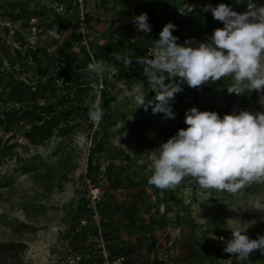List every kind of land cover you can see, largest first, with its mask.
<instances>
[{
  "label": "rangeland",
  "instance_id": "374dc122",
  "mask_svg": "<svg viewBox=\"0 0 264 264\" xmlns=\"http://www.w3.org/2000/svg\"><path fill=\"white\" fill-rule=\"evenodd\" d=\"M146 1L0 0V112L19 107L5 87L10 73L26 84L40 81L38 66L27 55L30 49L45 50L41 68L48 69L50 76L69 70L62 58L70 64L96 60L111 65L98 77L100 85L90 91L95 96L92 103H100L101 90L109 92L111 104L99 123L89 119L88 99L81 95L86 109L71 117L78 126L70 135L35 145L25 138V132L35 124L23 120L9 130L0 127V177L6 178L0 183V244L19 246L0 251V264H66L65 256L84 245L86 238L75 237L73 232L83 206L81 194L89 159L92 175L102 173L98 182L109 246L131 256L133 263L140 257L137 250L152 261L157 262L159 256L158 262L166 260L165 264H237L235 254L223 250L232 238L231 229L242 224L246 228L242 234L250 239L264 235V183H249L236 194L201 189L191 177L174 189H158L157 193L148 183L150 152L187 127L184 115L193 107V100L184 92L175 95L170 100L173 118L154 114L151 105L137 107L133 88L139 81L145 84L146 104L156 95L137 58L150 56L153 42L169 22L176 26L173 35L178 37L177 43L198 38L207 41L223 23L205 9L225 2L155 0L153 14L161 19V25L156 32L148 21L151 31L145 33L132 21L139 15L136 6ZM250 3L237 0L231 6L244 13ZM256 3L264 4V0ZM185 5L192 11L182 13ZM191 17L202 18L200 28L188 25ZM56 18L70 20L71 26L58 28ZM121 42L129 63L113 60L106 52L107 46ZM118 67L135 72L132 83L117 74ZM208 83L199 90L182 86L196 93L200 104L209 102L221 112H264V92H229L232 81L228 77L217 84ZM66 92L60 88L58 96L41 100V106H56L60 94ZM127 156L131 162L125 160ZM112 167L113 174H108ZM250 259L252 264H264V252L253 250ZM82 264L94 263L86 260Z\"/></svg>",
  "mask_w": 264,
  "mask_h": 264
},
{
  "label": "clouds",
  "instance_id": "9594fccd",
  "mask_svg": "<svg viewBox=\"0 0 264 264\" xmlns=\"http://www.w3.org/2000/svg\"><path fill=\"white\" fill-rule=\"evenodd\" d=\"M205 10L223 23L207 42L177 43L178 37L173 35L176 26L169 22L153 42L150 56L137 58L148 87L156 93L146 104L145 84L139 81L133 88L137 107L151 105L154 114L173 118L170 100L182 90L181 85L199 90L209 81L225 77L232 81L229 92H264V4L253 0L244 13L225 3L209 5ZM181 11L191 12L192 7L185 5ZM148 20L147 13H141L132 22L138 31L147 33L151 31ZM125 62L129 63V58ZM110 66L93 60L87 72L95 79ZM171 78H177V82ZM88 115L92 122L99 123L103 118L100 104L91 103ZM184 123L186 128L150 152V185L174 189L191 177L201 189L236 194L249 183H264V112L240 110L221 116L194 106L186 110ZM245 229L242 224L231 229L232 238L223 249L235 254L237 264H252L253 250L264 252V235L250 239L242 234Z\"/></svg>",
  "mask_w": 264,
  "mask_h": 264
},
{
  "label": "trees",
  "instance_id": "16d2710c",
  "mask_svg": "<svg viewBox=\"0 0 264 264\" xmlns=\"http://www.w3.org/2000/svg\"><path fill=\"white\" fill-rule=\"evenodd\" d=\"M214 1H223L227 4H230L231 6L237 0ZM242 1L253 2V0ZM256 1L257 0H255V2ZM155 5V0H147L143 6H136V8L139 14L147 13L149 17L148 21H151L153 23V26L155 28L154 30L158 32L161 25V19L155 18L153 14ZM121 14H123V16L127 15L125 11H122ZM201 20V17H191L187 22L190 27L194 25L200 28V25L202 23ZM54 25L58 26V28L60 29H66L71 26V21L67 19L62 20L60 18H56L54 19ZM140 35H143V32H140ZM136 39H138L139 41V38ZM196 42L207 41H201L199 38L193 39L192 43L195 44ZM106 52L111 59L124 61L126 59L127 48L125 47L124 43L121 42L118 44H114L113 46H107ZM27 55L38 66L40 81L37 84H26L25 82L16 79L13 73H10L9 76H7L8 78L5 87L9 89L8 92L10 95V100L19 104V107L0 112V127H2L4 130H9L23 120H27L29 123L35 124L34 129L25 132V138L27 139V141L35 145H39L46 141H49L54 136L63 137L70 135L78 126L77 124L72 123L71 117H73L74 113L86 109V105H84L85 100L79 98V96L86 95L88 99L87 107H89L90 104L95 100V96L92 95L90 91L94 90L95 87H98L100 85L98 77L95 79L90 78V74L87 72V63L80 62L76 64H70L71 61L69 63H66L68 61L63 58L60 61L68 64L67 66L69 67V70H63L50 76L48 75V69L41 68V60L43 57L45 58L47 56L45 50L39 47L35 48L34 50L30 49L28 50ZM39 55H41V57ZM117 74L131 83L136 76L135 72H133L129 67H118ZM165 76L167 77V73H165ZM171 79L174 82H177V78ZM168 82V79H166L165 83ZM79 83L81 84L79 85ZM212 83L217 84L219 83V81H212ZM59 87L61 89H67L68 92L60 94L59 101L57 102L58 104L56 106L50 104L47 108H43L40 104L41 100L45 101L48 98H55L56 96H58V92L60 89ZM181 87L182 90L180 92H184L192 96L193 102L190 103V105L192 104L193 107L195 106L201 111L216 110V108H213L209 102H207L206 104H200L201 98H199L196 93L191 92L189 88H183L182 85ZM72 91L77 92V94L73 96L71 93ZM180 92L176 93L175 95H178ZM101 93L102 99L99 104L104 113L110 106L111 100L109 98V92L107 89L101 90ZM25 104H28L29 106L24 107ZM216 112L221 116H223L224 114H228L227 112H221L220 110H216ZM99 134L100 133L97 134L98 137ZM125 160L128 162L132 161L128 156L125 157ZM91 162V159H89L87 164V174L92 173ZM108 174H113V167L111 168V173ZM5 180V177H0V183H4ZM150 186L157 193L158 188L153 185ZM17 247L19 246H13L12 243H4L0 244V251H12Z\"/></svg>",
  "mask_w": 264,
  "mask_h": 264
},
{
  "label": "built area",
  "instance_id": "2783aa9c",
  "mask_svg": "<svg viewBox=\"0 0 264 264\" xmlns=\"http://www.w3.org/2000/svg\"><path fill=\"white\" fill-rule=\"evenodd\" d=\"M104 167L101 168L102 172L105 171ZM85 175L81 194L83 206L78 213L73 235L84 236L86 239L83 246L65 256L64 262L82 264L89 260L94 264H126L125 255L114 253L106 238L105 227L108 220L104 215L101 188L98 182L102 173L100 176H93L92 173Z\"/></svg>",
  "mask_w": 264,
  "mask_h": 264
},
{
  "label": "crops",
  "instance_id": "0c3cea01",
  "mask_svg": "<svg viewBox=\"0 0 264 264\" xmlns=\"http://www.w3.org/2000/svg\"><path fill=\"white\" fill-rule=\"evenodd\" d=\"M132 217V216H131ZM133 218V217H132ZM134 220V219H133ZM135 222H136V220H135ZM109 231H110V229H109ZM111 233V232H110ZM117 235V234H116ZM113 236H115L114 234H113ZM114 253H116V254H122V253H119V252H116V251H113ZM135 253H137V255H139L140 257H135L136 259H138V261L137 262H134L133 263V259H132V257L131 256H125L126 257V264H162V262H164V264L166 263V260H163L162 262L160 261V262H158V257H157V262H156V260L154 259L153 261L149 258L148 259V257H142V255L143 254H139V251H135ZM166 259L168 258V256L166 257V256H164ZM161 259H163V258H161Z\"/></svg>",
  "mask_w": 264,
  "mask_h": 264
},
{
  "label": "water",
  "instance_id": "95a60500",
  "mask_svg": "<svg viewBox=\"0 0 264 264\" xmlns=\"http://www.w3.org/2000/svg\"><path fill=\"white\" fill-rule=\"evenodd\" d=\"M173 225H175V224H173Z\"/></svg>",
  "mask_w": 264,
  "mask_h": 264
}]
</instances>
